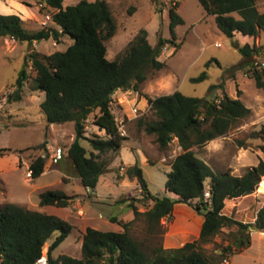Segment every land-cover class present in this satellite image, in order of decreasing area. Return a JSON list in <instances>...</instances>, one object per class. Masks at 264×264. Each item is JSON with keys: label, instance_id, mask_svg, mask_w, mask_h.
I'll list each match as a JSON object with an SVG mask.
<instances>
[{"label": "trees", "instance_id": "obj_1", "mask_svg": "<svg viewBox=\"0 0 264 264\" xmlns=\"http://www.w3.org/2000/svg\"><path fill=\"white\" fill-rule=\"evenodd\" d=\"M40 1L53 10L50 17L52 27L27 30L19 14L0 13V37L32 44L50 37L59 42L61 36L67 35L73 42L65 50L51 54L29 51L15 82L16 88L7 95V101L21 99L22 87L28 78L25 67L30 61L34 70L31 90L45 94L40 109L46 123L72 122L74 125L75 138L64 150L61 159L67 158L71 162L85 188L94 189L113 159H105L104 154H117L125 139L111 111L115 91H139L147 78V69L160 70L165 66L159 55L167 43L174 46L175 51L179 48L175 27L184 24V19L174 2L168 9L169 39L159 38L153 46L147 39V31L140 29L121 54L108 59L105 41L115 33L116 23L106 0H80L66 7H63V0ZM198 2L207 15L213 16L218 29L233 40L232 45L242 55V66H249L263 49L256 44L257 35L264 37V11L258 9L259 0ZM239 39L244 42L240 43ZM247 73L254 79L257 88L264 89V71L253 67ZM206 78V71H202L190 81L201 82ZM147 101L150 114L139 117L137 127L154 135L161 150L176 138L180 151L170 161L161 197L150 193L137 162L126 167V177L135 179L142 189L143 198L153 202L143 212L133 203L128 205L136 217H144L147 230L151 233L161 230V218L171 215L176 203L192 205L198 211L204 209L198 238L175 248L156 246L147 253L141 243L130 235L129 223L122 222V231L87 227L82 234L80 258L67 254L53 257L52 251L69 236L72 224L56 215L7 202L0 204V264H34L45 243L55 233L46 252L49 264H221L226 260L222 252L206 254L202 250L203 244L210 242L224 228L234 226L239 234L236 237L238 246L248 247L250 228L264 230V202L253 223L237 221L224 210L228 200L256 190L264 178V160L259 159L256 165L249 166L241 175H233L229 171H215L194 150V147L224 135L234 122L250 115V108L238 97L224 94L220 99L213 100L187 96L179 90L148 97ZM90 117L106 137L95 135L89 138L84 135L85 122ZM250 137L264 141V124ZM81 139L87 140L96 153H87L80 143ZM37 148H44V144ZM10 152V148H0V156ZM45 162L42 155L30 162L28 170L31 179L43 173ZM207 180L208 200L204 198ZM38 196L41 206L57 207L72 206L76 197L58 188L45 189ZM223 251L232 254L230 246H225Z\"/></svg>", "mask_w": 264, "mask_h": 264}, {"label": "rangeland", "instance_id": "obj_2", "mask_svg": "<svg viewBox=\"0 0 264 264\" xmlns=\"http://www.w3.org/2000/svg\"><path fill=\"white\" fill-rule=\"evenodd\" d=\"M10 1L0 0V11H6L10 5L18 8ZM13 1L25 10L18 12L22 15L23 26L27 30L53 26L50 19L45 20L44 15L49 14L51 17L53 12L45 2ZM78 1L80 0H63V7L76 4ZM106 1L116 23L115 33L105 41L108 59L121 54L140 29L147 31V39L153 46L158 43L159 38L169 39L171 33L168 9L174 2L177 3L178 13L184 19V24L175 27L176 42H180L179 48L175 51L174 46L169 43L162 48L159 59L165 63V66L160 70L147 69V78L140 85L139 91L132 89L115 91L111 111L118 130L125 139L116 157L112 152L104 154L105 159L109 157L113 159L106 172L99 177L95 188L86 195L85 187L76 179L77 174L67 158H63L57 164L51 163L49 155L54 148L61 147L66 150L74 140V125L72 122L50 125L46 123L40 109L45 94L31 90L34 70L30 61L25 67L28 78L22 87L21 99L7 101V95L16 88L15 82L24 67L25 56L29 51L51 54L54 51L65 50L73 40L63 35L59 42L50 37L29 44L26 41L0 37V148L12 150L0 156V204L25 203L24 207L38 210L41 207L38 196L41 191L58 188L71 192L72 189L85 194V208L89 209L91 217V220L79 224V229L83 230L85 225L90 224L97 226L101 231H120L117 224L104 221L110 215H114L122 219L123 223H129L130 235L141 243L147 253H150L156 246L163 247L166 226L170 220L162 217L161 230L148 232L144 217H136L132 209L123 202L111 200L113 196L119 194L123 195V200L135 204L140 212L150 208L153 204L152 200L138 195L136 180L126 177V171L121 173V167L126 170V165L136 160V149L142 150L148 161L143 165V175L149 191L161 197L164 195L167 165L180 151L177 140H173L166 149L161 150L154 135L147 134L137 127V119L150 114L147 98L165 95L175 90L187 96L213 100L220 99L224 94L232 98L238 97L246 107L250 108V115L234 122L224 135L194 147V150L198 157L210 162L217 172L243 174L246 168L256 165L259 159L264 160V141L250 137L252 132L259 130L264 124V89L257 88L254 79L247 73H250L253 67L264 71V37L261 34L256 36V44L263 47L262 52L254 57L249 66L244 67L241 63L243 59L241 53L232 45L233 40L218 29L213 16L204 12L198 0ZM257 6L260 11H264V0H259ZM238 41L244 42L241 39ZM202 71L207 73L205 80L190 81L191 77L198 76ZM84 135L89 138L95 135L106 137L105 132L98 130L93 124L92 117L85 122ZM42 143L44 148H37ZM80 143L86 148L87 153L91 151L96 153L87 140L81 139ZM38 155H42L46 160L44 167L46 172L36 179H31L29 164ZM64 173L68 178L63 177V181L70 183L58 181ZM123 183L127 186H123ZM254 192H264V178ZM233 201L235 200L227 201L225 212L242 213L241 209L233 207L235 206ZM247 211H244V216ZM98 213L104 218H100ZM204 213V209L198 211L192 205L176 203L174 211L176 225H190L192 231L195 225L201 224ZM71 220L69 218L72 223ZM257 231L260 230L250 229L249 246H251L244 247L238 246L236 237L239 234L236 233V227L224 228L223 232L213 237L210 242L203 244L202 250L209 255L222 252V256L226 259L229 257L228 264H264V236ZM76 232L77 228L55 248L54 256L60 253L74 257L81 256L80 246L77 247L74 243ZM190 233L187 231L186 235L189 236ZM56 234L45 243L42 252H47L48 245ZM225 246H230L232 254L230 251H223ZM221 264H225L224 261Z\"/></svg>", "mask_w": 264, "mask_h": 264}, {"label": "crops", "instance_id": "obj_3", "mask_svg": "<svg viewBox=\"0 0 264 264\" xmlns=\"http://www.w3.org/2000/svg\"><path fill=\"white\" fill-rule=\"evenodd\" d=\"M10 3L14 4L18 8H15L12 5H10V6H8V8H6L7 9L6 11H0V12H2V14H11V13L19 14L18 11H20V12L25 11L19 4L15 3L13 0H11ZM19 15H20V17H22L21 14H19ZM174 140H176V138H174ZM118 153L115 155V157L118 155ZM135 153H136V160L134 162H132V163L127 164L126 166L132 165L135 162H137L138 165L141 167L142 172L144 174L143 165L148 163L146 154L142 150H140L138 148L136 149ZM200 158L203 159L202 157H200ZM203 160L206 163H208L214 170H216L210 164V162H208L206 159H203ZM167 167H168V170H167V172H168L170 170V164H168ZM45 172H46V169L44 170L43 173H45ZM63 177L64 178H68V176L64 173L62 175V178L58 179V181L61 182V183H70L68 181L67 182L63 181ZM76 179L78 181H80L78 176H76ZM131 182L135 183V181H131ZM135 185L138 186L137 183ZM123 186H127V185L124 184ZM85 190H86V195H88V192L91 191L90 188H85ZM206 190H208V180H207V184H206ZM63 191L66 194H68V195H75L76 196L74 198V200H73V205L72 206L57 207V206H54V205L41 206L39 204L41 207L37 211L44 212V213H47V214L56 215V216H58L60 218H62V216H64V218H62V219L66 220L70 224H72V226H73L72 232L75 231V228H77V232L74 233V243L77 245V247L80 246V248H81L82 234L84 233L85 229L87 227L98 229V227L89 224V225H85L83 230L79 229V224H82V222H84L86 220H91V217L89 216V209L85 208V200H84L85 194L76 192V191H74L72 189H71V192H68V191H65V190H63ZM135 197L138 198L139 196H135ZM107 198H110V197H107ZM90 200H91V202H94V200H92V199H90ZM111 200H113V201H121V202H123L124 204H126L129 207L128 204H129L130 201L129 200H123V195L116 194L115 196L112 197ZM230 200H235V201H233L235 203V206L233 205V207H236V209H241L242 213H239V212L235 213L233 211H230V214H228L227 212H225V213L227 215L233 217L237 221H240V222H243V223H253L255 221L256 213H257L258 209L262 206V204L264 202V192H259V193L258 192H253L251 194H248V195H245V196H242V197H239V198L230 199ZM17 204L23 205L25 203H17ZM175 205H174V209H173L171 215H169L167 217L170 220V222L166 226L163 248L179 247V246L183 245L187 241H191V240L197 239L198 236H199V232H200V228H201L202 222L204 220V218H203V220L201 221V224L195 225L196 226L195 228L192 227L193 228L192 231L190 230V228H191L190 225H176V218H175V215H174ZM246 210H248V211H247V213H245V216H244L243 213ZM65 214H67V215H65ZM98 216L100 218H102V219L104 218V216L101 213H98ZM69 218L72 219L71 220L72 223L69 221ZM104 221H105V223L117 224V226L119 227V230L120 231L123 230V228L121 226V222H123L122 219H119L118 217H116L114 215H110ZM251 228H254V227H251ZM187 231L191 232L189 236L186 235ZM252 232L253 231H251V234H252ZM257 232L260 233V231H257ZM60 244L58 246H60ZM53 251H52V255H53ZM60 254H65V253H60ZM60 254H58L57 256H59ZM67 255H69V254H67ZM57 256L53 255V257H57ZM70 256H72V255H70ZM229 256H231V255H229ZM72 257H74V256H72ZM80 257H76V258H80ZM228 260H229V257L225 260L224 263L228 264L229 263Z\"/></svg>", "mask_w": 264, "mask_h": 264}, {"label": "built area", "instance_id": "obj_4", "mask_svg": "<svg viewBox=\"0 0 264 264\" xmlns=\"http://www.w3.org/2000/svg\"><path fill=\"white\" fill-rule=\"evenodd\" d=\"M44 17H45L46 21H48L50 19L49 14H45ZM120 134L123 135L121 132H120ZM63 154H64V149H62L61 147L54 148V150L49 155L51 163L58 162L63 157ZM124 171H126L125 168L121 167V173H123ZM136 192H138L139 196L142 195V189L140 188V186L137 187ZM209 197H210L209 192H208V190H206L204 192V198L208 200ZM260 234L264 236V230H261ZM0 262H1V257H0ZM224 262H225V260H224ZM34 264H49L46 253L42 252L41 255L39 257H37Z\"/></svg>", "mask_w": 264, "mask_h": 264}, {"label": "water", "instance_id": "obj_5", "mask_svg": "<svg viewBox=\"0 0 264 264\" xmlns=\"http://www.w3.org/2000/svg\"><path fill=\"white\" fill-rule=\"evenodd\" d=\"M200 199H202V198H200Z\"/></svg>", "mask_w": 264, "mask_h": 264}]
</instances>
